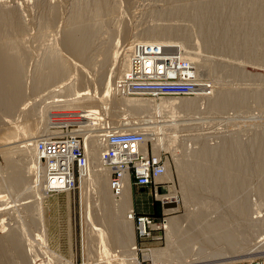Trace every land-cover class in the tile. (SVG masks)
<instances>
[{
  "label": "rangeland",
  "instance_id": "374dc122",
  "mask_svg": "<svg viewBox=\"0 0 264 264\" xmlns=\"http://www.w3.org/2000/svg\"><path fill=\"white\" fill-rule=\"evenodd\" d=\"M2 1L3 2L0 3V9L13 11L14 17L19 23V28L17 30L9 29L0 31V45L13 43L14 46L24 51L26 55L23 58V65L25 66V73L23 78V80H25L23 81V83H25L23 85L22 91L23 99L21 98L22 101L18 103L17 108L15 107L16 109H14V112L11 114L4 113L5 111L0 109V145L8 144L5 146H0V264H66V261L69 264H104V261L98 260L99 254L96 250L97 247L95 248L96 244H98L97 241H99V238L94 233L93 235L92 233L89 234L90 231H88V229L90 227H87V224H83L82 218L90 210L89 212H91L92 214L94 213V216L97 217L96 219L99 222L101 221L100 219L103 220L102 214H104V216L110 215L109 219L113 223L120 222L124 225H127L128 222L125 218L126 214L129 211L119 210V212H117L111 209V207L110 209H108L109 207L105 209V206L102 207L105 211L103 209H100L101 205L97 204L96 195L93 194L94 191L92 186L89 187L90 189L87 187V191L85 192L86 194L85 196H83L82 193H80V187H78V170H76L75 175L77 188L71 193L48 195L46 194L44 187L41 188L40 184H38L37 186L33 185L34 187L31 188L32 185L30 182L32 176L34 175V172L32 173V171L29 170V167L32 165L31 153L30 151L29 153L28 151H25L24 148L21 147V145L22 141L27 138V136L25 135H27L28 132L32 130L34 125H40V127L42 126L44 122H39L37 119H39V116L44 111H47L45 118L46 120H48L47 125L49 127V131L43 134L45 136L51 137H55L57 136V134H59L58 124L54 125L52 124V122H49V120L53 118L52 114H55L56 112H60L62 110L73 109L79 111L83 115L82 112L84 109H75L74 107L71 109H66L62 107L64 103H62V100L60 99H75L81 96L83 92L84 95H89L90 93L92 94L94 91L100 92V89L98 90L99 83L96 81L97 72L104 66V77L110 75L107 71L109 63H107L106 66V63L103 62L105 59L104 55L112 54L110 52H113L114 49L112 50L111 48L112 46H114L116 41L118 39L125 40V36H127L126 40L123 41L125 42V44L131 43L132 46V44L135 43V39L137 37L140 38V31L146 28L148 29L158 26L162 28L174 27L184 32L186 29V32H189L188 37L190 38V43L183 44V46L186 47V50L180 52L179 49L175 46H170V49L176 50V52H178L180 55L181 53L186 52L198 54L197 56L199 62L197 63L201 64L199 65V69H197L198 64L193 62V68L195 70H198L194 72H197L196 74L199 75V77L197 78L198 90L189 97L178 99L185 100L188 98L191 99L197 97L198 99L200 98V106L198 107L197 105V109L190 113L186 111L184 112L163 108H161V112L159 113V109H153V107L150 106H148V109L146 111H142V113L131 112L129 109H127V107H124L123 105L117 106L114 110V107L112 108L111 106L109 107V109L108 106L104 105L100 106L99 109H97L98 112H103V117L107 113V121H109V125H117L120 126L121 129H128L130 127H133L136 128V130L138 129V132L140 130L141 133H145L144 131H142L145 126L146 128L148 127L153 129V133L151 131L149 133L148 131L146 132L150 135L148 137L149 140L147 141V148L152 155H154L152 140L154 138H157L158 136L162 137L163 141L165 142H163L164 147H160L157 157L165 166V177H163L161 181L158 180L157 183L154 179L153 183H151L149 186L144 187V189H140V192L145 194L144 197H146L152 213L135 214L134 203L136 195H138V191H136V189L131 186L133 195L131 203L132 212L134 213L133 221L129 226V231L127 234H122L120 231H117L116 233L117 235H119V239L124 241L122 242V244L120 243V241H118L119 243H117L116 245L114 244V246L113 244L108 242L109 247L107 246V249H109V251L107 252L109 253V257H112L109 264H140L143 261H146V259H150L155 264H218L229 263L234 260L253 261L255 259L261 258L264 260V200L261 198V192H259V189H261L259 188V185L262 186L264 184V159L259 160V158L256 159V156L252 158V156L250 155L252 161L257 160L263 162V170H257L259 171V173L255 172V174L257 175L258 173L259 176H256L255 174H252L254 170H251L253 162L250 161L251 158H247L249 159L247 160L248 163H251L252 165H249L247 169L250 167L248 171H253L252 173L251 171L249 173L248 171H246L248 175H250V177H247L250 181L247 180L248 182H245V184H248L243 187L244 190H242L241 188L240 191H243L242 193H240L239 195L235 194L236 197L238 195V198L231 199V201L227 202V205L222 201L219 202L216 200L218 194H211L208 190H206L207 188L205 189L204 187L202 188V191L200 190V194L198 193V196L200 197L198 201L194 202L188 200L189 193L187 191V186H192L193 188V186H196L199 181L196 176L193 175L190 169H183V166H187V163L190 164L191 161L188 160L197 158V153H200V149L202 147V145L200 144L202 143H204L203 146H208V149H214L215 147L219 146L221 142H231L234 139L235 143L239 142L240 145L242 144V146H251L253 144V141H256V137H259V135L260 138H262V135L264 137V104L263 102H256L254 97L256 91L260 90L261 92H264V63L258 62L256 60H249L244 56L242 52L233 55L232 53H230V51H228V49L225 48L224 49L227 50V53L223 50V48L222 50L220 49L221 51L206 49L201 43V38L198 35L199 32H196V30L198 31V29L195 28V23L192 21V18L191 20L187 17H183L182 20L181 18H177L176 20V18L173 19V17L169 16V12L167 13V11L170 9L172 10L175 8L187 7L191 14L192 7L197 6L198 4H210L211 2H221L228 4L230 9L235 11L240 7H246L250 3V0H177L178 2L172 0H111V14L108 16V18L103 19V21L106 22L104 23V26L100 28L101 31L99 30V32H97L98 36L94 38V42L92 41L93 43L89 51L90 54L88 53V55H90L91 57L90 62L93 65V67L91 66L90 68V72L86 71L85 68V72L84 70H81V68L79 67L81 65L77 62L76 59H74L76 60L75 62L72 58V61L76 63L77 66H74L72 68L71 74L74 72L73 74L75 75V72L83 71V74H86L83 75L84 78L82 79L81 77H79L81 76L80 74L82 72L79 75L77 73V77L76 75H72V78H69L70 81H66L64 85L61 84L63 87H60L59 83L56 84V86L58 85L59 88H57L58 86L55 88V86L52 85L51 86L53 88H51V86H47V88L42 87V89L45 88L48 90H46V92L45 89L34 90L33 88V84L35 81L34 76L37 71L35 67L41 64V60L46 56V48L49 45H53L65 60H71L70 58L75 56L63 47V32L68 31L69 29L83 28L87 24H92V22L82 20L81 23L76 25L74 24L76 22L72 19L73 7L71 5L73 4V0ZM190 14L188 13V15L191 17L192 15ZM51 17L54 19V21L51 20ZM44 19L51 22H49V24H47L46 26H43ZM188 19L191 22L188 21ZM135 36L136 38H134ZM112 42L114 43L113 45ZM172 42L179 41L174 39L172 40ZM125 44H123L122 47H124ZM167 48L169 49V47ZM107 51L108 54L106 53ZM195 64L197 67L195 66ZM77 67H79V70L75 71ZM91 69L95 71V74ZM195 73L194 75H196ZM75 77H79L78 79L80 80V82L77 83V81H79L78 79L74 81ZM117 80L118 78L115 80V82H117ZM67 82L70 83H68L69 86L73 85L71 87H74V84L76 82L75 86L78 90L76 89V87H74L75 89L69 87L66 84ZM115 82L113 83V88H110L111 92L113 91L112 93L114 94ZM79 83L81 84V86L84 85L85 88L84 86L82 88L80 86L78 87V85H80ZM64 86L66 87V89H68L64 90ZM48 88H50L51 90ZM70 88L72 89L71 91L76 90L77 95H74L75 98L74 96H70L69 94L65 95V93H60L63 90L68 92ZM215 88H222V90L224 89V91L239 93V95L242 94L240 97H245L243 98L245 103L243 102L244 104L242 106L240 105L239 107L229 106L227 109L223 108L220 111L212 112L210 111V107L207 108V104L209 105V98L213 100L212 97H214ZM56 89H59V93H57ZM200 90L202 92L199 93ZM36 91H38V93ZM42 91L47 94H43ZM52 91L56 94L57 97L52 94ZM78 91H81V93H79ZM95 92L93 93L94 95ZM49 93H51L56 98H54L51 94V97L49 98ZM246 95H250L251 98ZM116 96L118 98H121L118 95ZM203 98L205 102L201 101ZM159 99L160 98L156 100L150 99V102H157ZM44 101L46 104H44ZM210 101L211 100H209V102ZM59 102L62 105H60ZM20 104L23 106H21ZM90 104L94 106L93 103ZM49 105L51 108L48 109ZM54 107H56V109ZM104 108L107 109V112L105 113V110H102ZM16 117H18L19 119ZM14 125L23 128L21 134L18 135L15 133H11V128H14ZM87 129L91 130L89 125ZM44 135L41 134L40 138H43L42 136ZM196 137L197 139H195ZM169 139H175L176 141L171 143L168 142L170 141ZM36 140L37 139H35V141ZM236 140L238 141L236 142ZM9 162L19 164L25 171H23L22 173V178L25 180V183L17 187V189L15 188V190H13L14 188L10 186L9 180L12 178L13 172L9 168ZM185 162L187 163L185 164ZM183 163L185 165H183ZM39 165H41L42 171H44L43 174L41 173L39 176L40 178L45 179V165L42 164L41 159L39 160ZM183 170L186 173L190 170L192 174L190 172L187 174L183 173ZM106 174L108 180H110L109 172ZM213 195H217L216 197L214 196V199L216 198L215 200L212 198ZM160 196H174V198L159 199ZM163 201L173 203V208L176 209L175 212L167 214L166 211L169 210V207H166V209H164L162 205ZM232 202L233 204L237 205L238 203H240L239 205H242L243 202L246 203V218L238 217L234 213L231 214L230 211L233 210L232 208H230L232 207ZM32 205H34L35 208L32 207ZM228 208H230L231 210H229ZM39 213H41V215ZM98 216L101 218L98 219ZM134 216L135 218L146 216L152 221H155L154 223L152 222L153 226L155 227H153V230L150 232L151 239H146L144 241L139 237V234L137 232L138 220H134ZM223 218H225V230L235 238L234 242L236 244V247L234 252L233 250L229 249L230 251H232L230 252L228 250V247L224 243L222 244L221 242H215L217 244L215 245L214 241L212 242V235L215 234H213L212 232L211 234L204 230V227L209 223L217 222L220 219L223 220ZM169 219H176L178 220V222L180 221V228L179 230L174 232V234H172L167 228H165V222H167ZM101 222L100 224L103 225V227H106L108 223L109 228L107 226L106 228L104 227L102 229L105 230L107 235L110 237V240H112L113 237L118 238V236L114 234L116 231H113L111 229L109 220L106 217H104V220ZM248 222L249 224L250 222L252 223L249 225ZM253 222H256L257 224H253ZM253 225H255V227ZM250 226H253L254 230L258 228L259 230H256L258 233L252 230L253 227L251 228ZM248 228L251 231H249ZM108 229L109 231L111 230V233H114L111 234ZM223 229H221L222 232H224ZM18 230H20V232H18ZM252 231L255 233V235ZM17 234L21 235L22 238H26L29 243H33L34 246L32 247H34V249L39 242V247L36 248V250H34L33 248L29 250V248L27 249V242L23 240L21 242V244L23 245V251L21 252L24 255H22V253H20L21 255H19L12 252L7 248V245L5 243L2 244L1 241L6 240L7 237L11 235L16 236ZM85 234L88 235L86 236ZM108 236L105 237L106 242L109 239ZM86 239H88L89 242ZM89 243L94 244L91 245ZM132 244H134V251H131ZM40 246L45 247L43 248ZM92 246L94 247L91 248ZM144 248L149 249L150 251L143 253L142 250H145ZM27 250L29 251V253ZM42 250L46 251L44 252L45 254H47L48 252L52 253V258H50L51 256L49 257L48 255H45ZM84 250L86 251L84 252ZM218 252H222L224 257H222L221 260L212 261L210 259L211 256L216 255L215 253ZM106 263L108 264V262H105V264Z\"/></svg>",
  "mask_w": 264,
  "mask_h": 264
},
{
  "label": "bare ground",
  "instance_id": "6f19581e",
  "mask_svg": "<svg viewBox=\"0 0 264 264\" xmlns=\"http://www.w3.org/2000/svg\"><path fill=\"white\" fill-rule=\"evenodd\" d=\"M172 1L178 2L177 0H172ZM2 2L3 1L0 0V3H2ZM71 5L73 7L72 19H73V21L76 22V23H74L75 25L81 23L82 20L92 22V24H87L83 28L69 29L68 31L63 32L64 40H63L62 45L66 50L70 51L75 56V57H71L70 58L71 60H68V59L65 60L60 55V53H58V50H56V48L53 45L52 46L49 45L46 48V50H45L46 56L44 57L45 59L43 58L41 60L42 62H40L41 64L38 63L39 65L36 66L37 68L35 67V69L37 71H36L35 76H34L35 77L34 78L35 81L33 84L34 90H39V89L43 90L45 88L42 89V87L47 88V86H51V85L55 86V88H56L58 86V85L56 86V84H58V83L60 84L59 85L60 87H63L62 85H64V83L66 81H68L72 75L73 76L76 75V77H77L81 72H82L80 74L81 76H79V77H81L83 79L84 78L83 75H86L85 73L83 74V71L75 72V75L73 74L74 72L71 74L72 68L74 66H77L76 63H74L72 61V58H73V60L76 59L77 62L81 65V66L78 65L81 68V70H84V68H85L86 71L90 72L91 66L93 67V65L90 62L91 57H90V55H88V53L90 54L89 51H90V47H91L92 43L95 40L94 38H96L98 36L97 32H99L100 28L102 26H104V23L106 22V21H103V19L108 18V16L111 14V11H112L111 0H73V4H71ZM187 9H188L187 7L175 8L172 10L171 9L168 10L167 13L169 12L168 13L169 16L173 17V19L176 18V20H177V18H181V20H182L183 17L184 18L187 17L189 19L192 18L193 20L192 19L191 20L195 23L194 24L195 28L198 29V31L196 30V32H199L198 35L201 38V43L206 49L221 51L223 48V50L226 51V53H227V50H225V49H228V51H230V53H232L233 55H236V54H239L242 52L247 59L254 60V61L256 60L258 62L264 63V0H253V1L250 0V3L246 7H240L235 11L231 10L228 4L221 3V2H211L210 4H205V5L198 4L197 6L192 7V10L190 7V10L192 12L191 14L189 12V9L188 10ZM188 13L192 16L190 17L188 15ZM120 15H121V13H120ZM157 16H160V15H157ZM54 17H55V15H54ZM124 19H126V18H124ZM189 19H188V21H190ZM51 20L54 21V19L52 17H51ZM49 22H51V21L44 19L43 26H46L47 24H49ZM18 24L19 23L17 22V19L14 17L13 11L0 9V31L9 30V29L10 30L11 29L17 30L19 28ZM175 27H177V26H175ZM188 34H189V32L187 33L186 29L184 32V31L178 30L174 27L173 28H170V27L162 28V27L158 26V27H154V28L143 29L139 33V37L141 39L138 37L136 38V36H135L134 38H136V39L134 42H137V43L144 42V43L156 45V47L160 48V49H158L159 51H162L163 48L165 50H167L166 49L167 47H169V49H170V46H175L176 48L179 49L180 52H183V50H186V47H184L183 44H185V43L189 44L190 43V41H189L190 38L188 37ZM125 37L127 38V36H125ZM126 38H125V40H126ZM134 38H132V39H134ZM174 39L178 40L179 42H172V40H174ZM123 40L118 39L115 43L114 42L115 39H114L113 42L115 44L112 42V45L114 44V46H112V48H111L112 50L114 49V51L110 52V53H112L110 55H104L105 59L103 58L104 59L103 62L106 63V66H107V63H109L107 71L109 72L110 75H108L107 77H104V74H105L104 66H103L104 69L101 68L97 72V80L96 81L99 83L98 90L100 89V92L94 91L95 95L93 94L94 93L93 92L92 93L93 96L91 93L89 95H87V94L84 95V92H83V94L81 96H79L78 98H75L74 95L77 92H76V90L71 91L72 90L71 88L76 87L75 86L76 82H75V84L73 82L74 87H71L73 85L69 86L68 85L69 82H67L66 84L71 88L67 92V91H64L66 89V87L64 86L65 87L64 90L62 92H60L61 94L65 93V95L69 94L70 96H74L75 99L70 98V100H67V99L64 100V98H63L60 100H62V103H64V105L60 104V102H59V104L62 105V107L66 108V109L67 108L71 109L73 107L75 109L76 108H82V109H84L82 112L83 115L79 111L73 110V109L62 110L60 112H56L55 114H52L53 118L51 120H49V122L50 123L52 122V124H54V125L58 124L59 134H57V136H61V134L66 133L69 135H74V136L79 137L81 139L79 141V145L81 144L79 149L81 150V153H82V156H81L82 159L81 160L83 161L84 165L79 164V165L75 166V168H74V166H72V172H70V169H71L70 163H69L68 167H67L66 163L63 164L64 166H61L60 164H57V163H51L52 161H55L60 157V155H61L60 151H56L55 154H48V152L46 151V145H42L41 149L39 148L38 138L42 139V138H40L41 134L44 135L43 133H46L49 131V129H48L49 127L47 125L48 120H46V118H45L47 111L42 112L41 115L39 116V119H37L39 122H44L42 124V126L40 127V125H34L32 130L30 132H28L27 135H25V136H27V138L22 141V145H21V147H23L25 151H28V153L30 151V153H31L32 165L30 164L31 166L29 167V170L32 171V173L34 172V175L32 176L31 182H30L32 185L31 188H33L35 185L37 186L38 184H40L41 188L44 187V190H45L46 194H48V195H57L59 193L60 194L71 193L77 188V181L75 179V175H76V170H78V175H79V177H78L79 186L78 187H80V193H82L83 196H85V194H86L85 192L87 191V187L89 188L90 186H92L93 191H94L93 194L96 195L97 204L101 205L100 209H103L102 207L105 206V209H107L108 207H109L108 209H110V207H111V209H113L114 211H117V212H119V210H128L129 212L126 214V218H125L128 222L127 225H124L123 223H120V222H116V223L114 222L113 223L109 219L110 215L104 216V214H102L103 220H104V217H106L109 220L111 229L113 231H116L115 233L113 232L114 234H116L117 231H120L122 234L128 233L129 226L131 225V223L133 221V214H134L132 212V206H131L132 196H133L132 191H131V186L134 189H136L137 191H139V190H138L137 184L134 181V178L132 177L131 173H129V171H128V167H129L128 164L124 163V161H126V160L123 159V157H120L118 154H115L113 157L108 155L109 145L106 143V137H107L106 135L112 133L113 129H111V127H113V125H109V121H107V113H106V115L104 114L105 116L103 117V112L100 113L97 111V109H99L100 106L104 105V106H108V108L112 106V108L114 107L113 108V110H114L117 106L123 105L124 107H127V109H129L131 112L142 113V111H146L148 109V106H150V107H153V109H155V108L159 109L158 110L159 113L161 112V108L170 109V110L173 109V110L184 111V112L186 111V112L190 113V112L195 111V109H197V105H198V107L200 106V104H199L200 98L198 99L197 97L191 98V99L188 98L185 100L184 99H178V98H185V97H189V96L193 95L198 90L197 87H196L197 90L195 92H193L191 95L170 96V97H167V96L151 97V96H146L143 93L142 94H129V93L122 94L120 91H118L116 88L117 82H115V80L117 78H118L117 81H119V79L121 80L123 78V76L126 75L128 69L130 67V63H129L130 53H129V51H130L131 43L125 44V42H124L125 40L124 41ZM160 40H161V42H160ZM155 43H157V44H155ZM123 44H125L126 46L124 45V47H122ZM106 53L108 54V51ZM25 55H26L25 52L22 51L21 49L17 48L16 46H14L13 43H7L5 45H0V109L5 111L4 113H8V114L13 113L14 109L17 108L18 103L21 102L23 99L22 98L23 97L22 91H23V85L25 83V82L23 83V81H25V80H23L24 73H25L24 72L25 66L23 65V63H24L23 58L25 57ZM197 55L198 54L187 53V52L181 53V55L179 54L178 55V61H179L178 64L182 65V63L183 64L186 63L188 65V68L192 67V69H191V71L188 70L187 65L184 68H178V69L174 68L172 71H170L169 75L172 74V75L177 76V74H180L182 76H185L188 73L189 75H193L194 83L197 84V78L199 77V75H197L196 74L197 72L195 73L194 71H198L197 69H199V67H200L199 65H201L200 63L199 64L197 63V62H199ZM76 60H74V61L76 62ZM193 62L198 64L197 65L198 67L195 64V66L197 67L196 70L193 68ZM79 67H77V69L76 70L74 69V70L75 71L79 70L78 69ZM35 69H34V71H35ZM85 70H84V72H85ZM91 70L93 71V69H91ZM93 72L95 74V71H93ZM77 73H78V75H77ZM194 73L197 75V77H196V75H194ZM91 76H92V74H91ZM91 76H90V78H91ZM76 77H75L74 81L79 78V77L78 78H76ZM88 77H89V75H88ZM78 82H80V80L77 81V83ZM114 82H115V87H114L115 94L112 93L113 91L111 92V90H110V88H113ZM71 84H72V82H71ZM52 86H51V88H53ZM59 86L57 88H59ZM79 86L82 88L84 85L81 86V84H80V85H78V87ZM84 88H85V86H84ZM84 88H83V91H84ZM48 89H50V88H48ZM76 89H77V87H76ZM46 90L47 89H45V92H46ZM50 90H49V92H50ZM58 90H57V93H59ZM36 92L38 93V91H36ZM200 92H202V91L200 90L199 93ZM79 93H81V91ZM43 94L46 95L47 93L43 92ZM50 94L51 93H49V95ZM52 94H54L56 96V94L54 92ZM236 94L239 95V93L224 91V89L222 90V88H219V89L215 88V94H214V97H212L213 100L211 98H209V100H211L210 102L208 100V103L210 106L206 102L207 108L210 107V111L216 112V111H220L223 108L227 109L229 106H232V107H235V106L239 107L240 105L242 106L245 103L243 100V98H245V97H240L242 95L240 93L241 95H239V99H238V95H236ZM244 94H245V91H244ZM248 94H249V92H248ZM51 95L50 96L47 95V96L50 98ZM58 95H60V94H58ZM116 95H118L121 98H118ZM27 96H25V97H27ZM246 96H248V95H246ZM56 97H54V98H56ZM248 97H250V95ZM254 97H255L256 102L257 101L263 102V104H264V92H261L260 90L256 91ZM158 98H160V99L157 102H154V101L150 102V99L156 100ZM163 98H166V99H163ZM175 98H177V99H175ZM37 99H39V98H37ZM51 100H52V98H51ZM45 101H44V104H46ZM201 101H204V98ZM204 102H202V103H204ZM90 103H93L94 106ZM21 106H23V105H21ZM54 106H57V105H54ZM41 108H42V106H41ZM49 108H51L50 105H49L48 109ZM54 108L56 109V107H54ZM44 109H42V110H44ZM102 110L103 111L105 110L104 113L107 112L106 108H104ZM108 115H109V113H108ZM16 118H18V117H16ZM36 118H38V117H36ZM5 122H6V120H5ZM88 125L91 128V130L87 129ZM84 126H86V127H84ZM114 126L116 127V128H114V130H116L118 133L134 132L136 134H140V136L142 137V140L139 143H137V145H136V147L138 148V150H137L138 155L142 156L143 158H146V154H148V153L150 154V152L147 148V144H148L147 141L149 140L148 137L150 135L147 134L146 132L148 131V133H149L151 131L153 133V131H154L153 129L148 128V127H147L148 128L147 129L145 126V128H143V130H142L145 133H141L140 130L138 132L137 131L138 129L136 130V128H133V127H130L128 129L127 128L121 129L120 126H117V125H114ZM124 127H125V125H124ZM22 131H23V128H20L17 125L16 126L14 125V128H11L12 134L15 133V134L19 135V134H21ZM57 136H55V137H57ZM46 137H51V136H46ZM261 137L262 138H260V135H259V137H256V141L255 142L253 141V144L252 143H251L252 145L250 144L251 146H247V145L242 146V144L240 145V143L237 142L238 140H236L237 143H235V140L232 137L231 138L233 140L231 142L228 139L229 142H223V143L221 142V144H219V146L215 147L214 149L213 148L208 149L207 148L208 146L207 147L203 146L204 143L200 144V145H202V147L200 149L201 151L199 150L200 153L199 152L197 153L198 154L197 158L198 157L199 158L198 159L194 158L192 160H188V161H191L190 164H188L187 163L188 161H187V162H185V164L187 163V166L183 163V165H185L186 167L185 166H183L184 168L182 167L184 170L190 169L192 171L193 175H195L199 181V183L196 186H193V188H192V186L191 187L187 186V191L189 193L188 200L194 201V202L198 201V199L200 198L198 196V193L202 191L203 187L205 189L207 188L206 190H208L209 193H211V194H218V196L216 195L217 197L215 195H213L212 198L214 199V196H215L217 198V199L215 198L217 201H219V202L222 201V202L226 203V205H227L228 201H231V199L238 198V195L243 192V191H240L241 188H242V190H244L243 187H245L246 184H248V183L245 184V182H248L247 180H249L247 177H250V175H248V173L251 170H254V172L251 171V173L253 172L252 174H255V172L259 173V171H257V170L262 169V163L263 162L257 161V160H255L256 162L254 160L252 161V158H254V156H256V159L259 158V160L264 159L263 158L264 157V137H263V135ZM177 138H179V137H177ZM231 138H230V140H231ZM258 138H260V139H258ZM35 139H37V140L35 141ZM195 139H197V137ZM206 139H208V138H206ZM43 140H40V141H43ZM34 141H35V143H34ZM152 141H153L152 145L154 148V155H155V156L154 155L153 156L158 161L159 160V158H157L158 154H159L158 152L160 150V147L163 146L164 141H163L162 137H158V136H157V138H154ZM175 141H176L175 139H173V140L171 139L168 142L172 143ZM201 142H203V141H201ZM5 145H8V144H3L0 146H5ZM203 147H205V148H203ZM114 151H116V149ZM250 155L252 156V158L250 157ZM103 156H105V157H103ZM248 157H249V159L251 158L250 161L253 162V164H252L253 166L251 165V163L250 164L248 163V161H247V160H249V159H247ZM40 159L42 161V164L45 165V172H46V178L45 179L40 178V176H39L41 173L43 174V172H44V171H42L41 165H39ZM192 161H193V163H192ZM8 164L10 166L9 168L13 172V176L9 180L10 186L12 188H14L13 190H15V188L17 189V187H19L25 183V180L22 178V173L24 170H23L22 166H20L17 163L9 162ZM118 164L124 165L123 167H118V169L121 168V169H119V171L121 173V175H120L121 179H119L115 183V185H113V181H111L112 180L111 175L113 173L112 170L114 169L113 166H115V165L118 166ZM193 164H194V166H193ZM249 165L252 166V169L250 171H248V169H250V167L247 169V167ZM263 165H264V163H263ZM68 168H69V171H68ZM106 170L109 172L110 180H108V177L106 176L107 175L106 173H108ZM184 170H183V173H186V172H184ZM190 170H189V172L191 173ZM246 171H248V173ZM164 172H165V166L163 165V172L161 174H158V176L155 177L156 183L158 180L161 181V179H163V177H165ZM166 172H167V169H166ZM189 172H187V173H189ZM246 173L248 176L246 175ZM258 173H257V175H258ZM183 175H185V174H183ZM47 177L50 180H48ZM108 187H109V189H108ZM259 188H261V189H259V192H261L260 193L261 198L264 200V184L262 186L259 185ZM142 189H144V188H142ZM109 190H110V192H109ZM156 193H157V191H156ZM235 194H238L237 197L235 196ZM171 198L173 199L174 196L173 197H165V196L159 197V199H171ZM234 202H235V200H234ZM243 203H245V202H243ZM243 203H242V205H239L240 203H238V205H237V204H233V202H232V204H231L232 207H230V208L233 209L232 210L233 212L230 211L231 214L234 213L238 217H245L246 218L247 207H246V203L245 204H243ZM1 205H3V204H1ZM162 205H163L164 209H166V207H169V210L166 211L167 214L174 213L176 210L175 208H173L174 204L169 203L168 201L167 202L163 201ZM4 207H6V206H4ZM32 207H34V205H32ZM88 207H89V205H88ZM170 208H173L174 210L170 209ZM230 208H228V209L231 210ZM87 210H89V209H87ZM30 211H31V209H30ZM89 211L84 216L82 215L83 216V218H82L83 224H87V227H90L88 229V231H90L89 234L92 233V235H93V233H94L99 238V241H97L98 240L97 238H96L97 240H95L98 243L95 246V248L97 247L96 250H97V253L99 254L98 260L104 261V264H105V262H108V264H109V262H111V259H112V257H109V253L107 252V251H109V249H107L109 247L108 246L109 243L116 245L117 243H119L118 241H120L121 244L124 241L119 239V235H117V234L116 235L118 236V238L113 237V239L110 240V237L107 235L105 230L102 229L105 226L103 227V225L100 224V222L103 221L102 219H100L101 217L98 216L99 217L98 219L101 220L99 222L96 219L97 217L94 216V213L92 214ZM94 211H96V210H94ZM82 213H84V212H82ZM39 214L41 215V213H39ZM128 215H131V216H128ZM196 215H194V216H196ZM164 216H166V215H164ZM224 219L225 218H223V220L220 219L217 222L209 223L208 225H206L204 227V230L209 232V233L212 232L213 234H215V235H212V242L214 241V243L215 242H217V243L221 242L222 244L224 243L228 247V250L230 249V250H233V252H234L235 247H236L235 246L236 244L234 242L235 238L233 237V235H231L229 232H227L225 230ZM134 220H136L135 216H134ZM195 220H196V218H195ZM195 220H193V221H195ZM165 223H166L165 228H167L172 234H174V232H176L180 228V224H179L180 221L178 222V220H176V219H169ZM251 223L252 222H250V224ZM254 223H256V222H253V224ZM248 224H249V222H248ZM148 225H151L150 220H147L146 218L141 219V223L137 226L138 234H139V231L142 233L143 232L146 233V228L148 227ZM255 225H253V226L255 227ZM107 226H108V223H107L106 227ZM257 226H259V225H257ZM153 227H155V226H153ZM254 227L252 228V230H254ZM84 228H86V227H84ZM108 228H109V226H108ZM221 229H223L224 232H222ZM218 230H220V231H218ZM248 230H249V228H248ZM256 230H254V231H256ZM108 231H109V229H108ZM249 231H251V230H249ZM257 231H256V233H258ZM18 232H20V230H18ZM109 232L111 233V230ZM113 233H111V234H113ZM253 233H252V235H253ZM17 235H19V234H17ZM17 235L16 236L11 235V236L7 237L6 240L1 241L2 244L5 243L9 250H11L12 252L17 253L19 255H21L20 253H22L21 251H23V249H22L23 245L21 244V242L23 240L25 242H27L26 243L28 245L27 249L28 248H29V250L31 248L34 249V247H32V246H34L33 243H29L26 238H22L21 235H19V236H17ZM254 235H255V233H254ZM106 236L109 237L107 242L105 239ZM122 238H124V237H122ZM146 239L147 240L151 239V236L149 238H146ZM86 240L88 241V239H86ZM92 242H94V241H92ZM39 244L40 243L38 242V245ZM83 244H84V241H83ZM83 244H82V246H83ZM89 244H91V243H89ZM93 244H91V245H93ZM121 244H119V245H121ZM38 245H36L35 247L38 248L39 247ZM215 245H217V244L215 243ZM86 246H88V245H86ZM40 247H43V246H40ZM93 247L94 246H92L91 248H93ZM24 248H25V244H24ZM36 248L34 250H36ZM43 248H40V249H43ZM134 250H135L134 244H132L131 251H134ZM42 251H43V253L46 252L44 250H42ZM85 251L86 250H84V252ZM149 251H150L149 249L142 250L143 253H146ZM230 252H232V251H230ZM28 253H29V251H28ZM215 254L216 255H212L210 258L212 261H218V260H221L222 257H224L222 252H218ZM22 255H24V254L22 253ZM45 255H48L49 257L51 256L50 258H52V256H53V254L50 252H48ZM96 256H97V254H96ZM27 259H29V258H27ZM89 259H90V257H89ZM234 261H238V260H234ZM143 262L148 263V264H155L150 259H146V261H143ZM194 263H197V262H194ZM66 264H69V263L66 261ZM140 264H143V263H140ZM218 264H223V263H218ZM227 264H233V261L229 262Z\"/></svg>",
  "mask_w": 264,
  "mask_h": 264
},
{
  "label": "built area",
  "instance_id": "2783aa9c",
  "mask_svg": "<svg viewBox=\"0 0 264 264\" xmlns=\"http://www.w3.org/2000/svg\"><path fill=\"white\" fill-rule=\"evenodd\" d=\"M130 48V67L126 75L116 83L117 90L122 94L143 93L146 96L151 97H170L191 95L197 90V84L194 83L193 75H189L188 73L185 76L180 74H177V76L172 74L169 75L170 71L174 68H184L187 65L186 63H182V65L178 64L179 53L176 52V50L168 48L165 50L163 48L162 51H159L158 49L160 48L156 47V45L144 42H135ZM187 69L191 71L192 67L188 68L187 65ZM114 128L116 127H111V129H113L112 133L106 135V143L109 145L108 155L113 157L115 154H118L126 160L124 163L128 164V171L134 178L138 189L149 186L153 183L155 177L163 172V163L160 162V160L157 161L154 156L148 152L146 158L138 155V148L136 145L142 140L140 134L134 132L118 133ZM38 140L39 148L41 149L42 145H46V151L48 154H55L56 151L61 152L60 157L51 163H57L61 166H64L63 164L66 163L67 167L70 163V172H72V166L75 168V166L79 164L84 165L81 160L82 153L79 149L81 146V144L79 145V141L81 140L79 137L64 133L57 137L43 136L42 139ZM115 149L116 151H114ZM123 166V164L113 166L114 169L112 170L113 173L111 175L113 185L121 179V173L119 171L121 168L118 169V167ZM47 179L50 180L48 177ZM145 218L150 220L151 225H148L146 228V233L139 231V234L142 237L139 236L143 240H146V238L151 236L150 232L153 230L152 222H155L145 216L136 218V220H138V225L141 223V219ZM142 263L148 264L144 262ZM233 264H264V260L262 258L253 261L238 260L233 261Z\"/></svg>",
  "mask_w": 264,
  "mask_h": 264
},
{
  "label": "crops",
  "instance_id": "0c3cea01",
  "mask_svg": "<svg viewBox=\"0 0 264 264\" xmlns=\"http://www.w3.org/2000/svg\"><path fill=\"white\" fill-rule=\"evenodd\" d=\"M138 195H136V198H135V203H134V206H135V214L138 213V214H149V213H152L151 212V209L149 208L150 206L148 205V201L146 199L145 194H143L142 192H140V189H138ZM137 191V190H136Z\"/></svg>",
  "mask_w": 264,
  "mask_h": 264
}]
</instances>
